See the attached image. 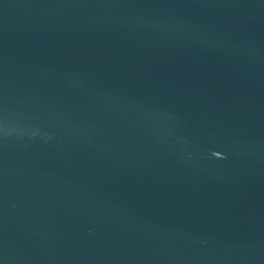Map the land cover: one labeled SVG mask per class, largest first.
I'll use <instances>...</instances> for the list:
<instances>
[{"label": "water", "instance_id": "obj_1", "mask_svg": "<svg viewBox=\"0 0 264 264\" xmlns=\"http://www.w3.org/2000/svg\"><path fill=\"white\" fill-rule=\"evenodd\" d=\"M0 264H264V0H0Z\"/></svg>", "mask_w": 264, "mask_h": 264}]
</instances>
